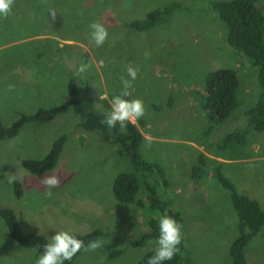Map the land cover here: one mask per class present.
I'll list each match as a JSON object with an SVG mask.
<instances>
[{
    "label": "rangeland",
    "instance_id": "obj_1",
    "mask_svg": "<svg viewBox=\"0 0 264 264\" xmlns=\"http://www.w3.org/2000/svg\"><path fill=\"white\" fill-rule=\"evenodd\" d=\"M212 1L217 0H15L10 15L0 17V121L5 126L21 114L65 104L71 77L82 97L98 96L110 104L127 67L138 68L131 91L145 106L139 155L165 169L170 184L163 199L182 215L186 256L193 264H231L229 247L239 234L231 195L215 177L217 165L237 193L256 200L264 211V131H248L246 142L231 143L224 158L217 148L226 132L246 127L243 111L257 101L260 88L257 67L228 47L226 26L210 9ZM172 3L178 7L165 22L146 31L126 27ZM256 6L264 15V0ZM94 21L108 29L101 47L90 42ZM84 61L92 67L77 75ZM221 68L237 72L239 106L219 130L206 134L208 119L198 94L204 93L207 74ZM61 135L66 141L51 172L38 178L21 166L24 159L43 158ZM199 154L211 170L192 180ZM131 171L117 147L84 130L67 108L50 123H28L15 138L0 141V206L21 216L23 232L48 240L61 230H101L104 246L83 251L73 264H136L154 244L135 248L129 241L144 234L150 215L137 204L117 202L112 192L115 177ZM8 173L22 185L21 198L7 183ZM48 175L61 178L51 197L42 188ZM146 196L141 188L136 198ZM117 250L120 255L108 259ZM38 257L14 242L0 219V264H36ZM245 258L246 264H264V226L247 242Z\"/></svg>",
    "mask_w": 264,
    "mask_h": 264
},
{
    "label": "trees",
    "instance_id": "obj_2",
    "mask_svg": "<svg viewBox=\"0 0 264 264\" xmlns=\"http://www.w3.org/2000/svg\"><path fill=\"white\" fill-rule=\"evenodd\" d=\"M258 0H217L209 4L212 12L218 20L226 26V43L229 48L238 51L251 60L257 67V83L260 94L254 105L243 111L245 128L226 132L218 141L217 148L221 158L226 157V148L231 143L243 144L246 142L248 131H264V15L256 6ZM178 7V3H172L147 13L144 20H134L126 24L128 29L146 31L165 20L171 15V11ZM50 52H55L50 50ZM205 88L203 94H198V101L204 111L208 126L206 134L219 130L234 110L239 106L237 94L240 86L237 72L234 69L221 68L207 74L204 80ZM121 91V90H120ZM120 91L116 94L118 95ZM68 100L60 106L50 108H39L33 114H21L10 126H5L0 121V141L15 138L21 128L28 124H47L58 115L70 108L77 116L80 126L89 132L96 133L100 139L112 143L118 148L121 155L127 157L132 164L133 172H122L118 174L113 182L112 192L117 202L123 204H137L146 208L150 217L144 223L145 232L137 240L129 241L135 248L143 247L145 244H154L136 264H148L149 258L155 252V240L159 236V217L162 214L174 218L182 225V243L179 246L181 253L177 254L171 261L163 264H193L186 256V245L183 232L182 215L173 209L169 201L164 200L169 188V180L165 169L158 163H150L139 155V149L143 142V136L139 127H145L144 118L127 125L126 130L121 131L119 125L109 128L101 123L106 113L110 110V104L106 99L98 96L82 97L79 87L74 78H69L67 83ZM133 97H129L131 99ZM66 141L65 135L59 136L50 146L46 155L41 159L27 158L21 161V166L30 174L40 178L51 172L57 165ZM222 165L214 169L215 177L219 183L229 191L233 208L237 215L238 236L229 247L231 264H246L245 246L249 239L256 235L264 226V211L260 204L247 195L239 194L234 186L221 172ZM206 157L199 154L197 163L191 171V179H198L208 173ZM143 188L147 196L137 199L139 189ZM13 194L15 197L23 196V188L20 182L13 183ZM0 219L10 238L23 248L33 249L37 255L43 251V245L49 240L34 232H23L21 229V216L10 207L0 206ZM76 238L84 241L87 245L90 241L99 239L102 231L93 229L87 234L71 232ZM81 250L71 261L65 264H73L76 258L83 252ZM120 255V251H113L108 259Z\"/></svg>",
    "mask_w": 264,
    "mask_h": 264
},
{
    "label": "clouds",
    "instance_id": "obj_3",
    "mask_svg": "<svg viewBox=\"0 0 264 264\" xmlns=\"http://www.w3.org/2000/svg\"><path fill=\"white\" fill-rule=\"evenodd\" d=\"M15 0H0V17L7 18L12 12ZM55 19L56 13H51ZM90 42L96 47H101L108 39V29L103 23L94 21L89 25ZM92 67L91 61H84L77 69V75L84 74ZM138 68L128 66L126 69V77L122 76L121 91L118 95L113 96L110 102V110L106 113L105 119L101 122L109 128H115L119 125L120 130L124 131L129 123H133L143 118L145 115L144 102L138 98H131L133 81L138 75ZM14 85H9V90H14ZM16 176L8 173L7 183L13 184ZM61 178L57 175H48L43 179L42 188L48 189L45 195L52 196L50 189L59 187ZM159 236L155 240V252L149 260L148 264H163L165 261H171L177 254L181 253L179 247L182 243V225L174 218L167 214H162L159 217ZM104 246V241L95 239L87 245L84 241L76 238L69 231H57L55 235L50 237L48 243L43 245V251L36 260V264H65L66 261H71L81 250L96 251Z\"/></svg>",
    "mask_w": 264,
    "mask_h": 264
},
{
    "label": "crops",
    "instance_id": "obj_4",
    "mask_svg": "<svg viewBox=\"0 0 264 264\" xmlns=\"http://www.w3.org/2000/svg\"><path fill=\"white\" fill-rule=\"evenodd\" d=\"M29 78V77H28ZM24 82H27V81H24Z\"/></svg>",
    "mask_w": 264,
    "mask_h": 264
}]
</instances>
